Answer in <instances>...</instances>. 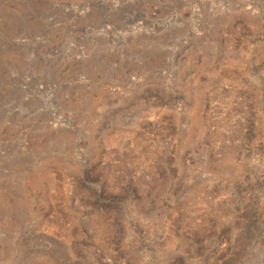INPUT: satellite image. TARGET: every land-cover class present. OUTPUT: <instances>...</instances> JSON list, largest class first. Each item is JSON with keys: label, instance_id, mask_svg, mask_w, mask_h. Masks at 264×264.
I'll list each match as a JSON object with an SVG mask.
<instances>
[{"label": "rangeland", "instance_id": "obj_1", "mask_svg": "<svg viewBox=\"0 0 264 264\" xmlns=\"http://www.w3.org/2000/svg\"><path fill=\"white\" fill-rule=\"evenodd\" d=\"M0 264H264V0H0Z\"/></svg>", "mask_w": 264, "mask_h": 264}]
</instances>
